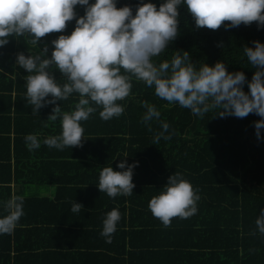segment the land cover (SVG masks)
Wrapping results in <instances>:
<instances>
[{"label": "trees", "instance_id": "16d2710c", "mask_svg": "<svg viewBox=\"0 0 264 264\" xmlns=\"http://www.w3.org/2000/svg\"><path fill=\"white\" fill-rule=\"evenodd\" d=\"M147 0H117V7L129 5L133 14L138 4ZM159 7L162 0H153ZM178 36L157 61L170 59L176 50L190 52L199 65L224 61L228 71H243L250 81L255 67L249 66L245 46L264 42V29L257 23L225 29H197L194 18L180 6ZM78 16L84 7L76 6ZM227 23V22H225ZM75 28L68 22L65 34ZM61 33L46 34L39 41L48 45ZM30 36L0 47V214L12 197L11 153L15 161L14 180L21 186L15 197L22 198L23 215L11 234L0 235V264H264V236L255 220L264 208V139L256 136L255 122L261 117L249 113L244 118L220 117L210 110L203 117L189 109L169 104L157 97L153 88L132 78L130 95L119 103L124 113L104 121L97 112L82 121L85 136L82 146L64 150L41 147L30 151L27 134L43 141L61 131L59 120H48L54 105L48 104L32 114L26 102V70L16 65L17 53H36ZM59 83L62 74L55 73ZM248 91V84H244ZM51 98V97H49ZM76 102L57 101L70 111ZM154 104L159 120L151 121L152 130L142 121L143 103ZM161 121L170 125L171 139L153 143L161 130ZM264 137V128L261 129ZM128 154L127 157H121ZM134 168L135 188L131 196L109 197L97 186L104 166L115 170L120 160ZM175 171L183 174L200 200L197 212L189 218H172L164 227L148 205L167 184ZM57 185L53 197L32 194L42 185ZM38 186V187H37ZM83 204L72 213L73 202ZM118 208L121 220L111 243L100 235L105 214Z\"/></svg>", "mask_w": 264, "mask_h": 264}, {"label": "clouds", "instance_id": "9594fccd", "mask_svg": "<svg viewBox=\"0 0 264 264\" xmlns=\"http://www.w3.org/2000/svg\"><path fill=\"white\" fill-rule=\"evenodd\" d=\"M84 7L78 16L76 6ZM180 6H185L195 21V27L216 30L241 24L257 23L264 29V0H162L159 7L153 0L137 5L135 14L129 5L117 7V0H0V47L17 39L30 36L33 45L46 34L61 33L36 53H17L16 65L26 70V102L32 105V114L48 105H54L48 120H59L58 135L41 140L36 134L24 137L26 147L32 151L41 143L49 148L64 150L82 146L85 136L82 121L99 109L104 121L121 116L125 107L119 101L131 93L132 78L143 82L154 94L169 104L189 109L193 115L203 117L215 110L220 117L244 118L249 113L261 117L255 122L256 136L264 139V42L243 48L248 65L255 67L250 81L243 71L230 72L224 61L214 65L192 61L190 52L176 50L170 59L159 57L179 34ZM75 19L70 34L64 30ZM227 22V23H225ZM64 80L59 83L55 73ZM248 84V91L244 84ZM51 97V98H49ZM76 102L70 111L62 109L57 101ZM146 109L142 121L151 128V121L159 120L160 111L154 104L143 103ZM161 121V130L153 135V143L168 141L173 132ZM124 154L121 157H127ZM138 162L120 160L115 170L104 166L99 173L98 189L111 198L131 196L135 184L133 170ZM200 200L198 190L175 171L167 184L149 201L152 215L169 227L172 218L186 219L197 212ZM6 214H0V235L11 234L23 215L22 198L13 197L4 204ZM82 203L73 202L72 213H79ZM121 220L118 208L105 214L100 235L111 243ZM257 230L264 236V208L255 220Z\"/></svg>", "mask_w": 264, "mask_h": 264}, {"label": "crops", "instance_id": "0c3cea01", "mask_svg": "<svg viewBox=\"0 0 264 264\" xmlns=\"http://www.w3.org/2000/svg\"><path fill=\"white\" fill-rule=\"evenodd\" d=\"M5 159L6 158H1L0 156V164H7L8 161H6ZM9 161L11 164L12 178H13V181L11 180V183H10V185L12 186V197L11 198H13L20 191L21 186L19 185V183H16V181L14 180L15 161H14V157L12 153H11V158L9 159ZM0 178H4V175L0 174ZM56 188H57V185L55 184L42 185L40 188H35L32 194L35 193V191H38L39 195L53 197L55 194Z\"/></svg>", "mask_w": 264, "mask_h": 264}]
</instances>
